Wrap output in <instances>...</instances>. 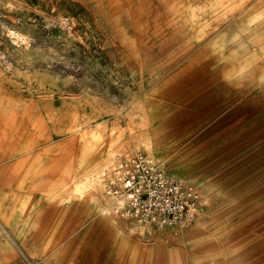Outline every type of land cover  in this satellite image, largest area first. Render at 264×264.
Here are the masks:
<instances>
[{
  "label": "rangeland",
  "instance_id": "1",
  "mask_svg": "<svg viewBox=\"0 0 264 264\" xmlns=\"http://www.w3.org/2000/svg\"><path fill=\"white\" fill-rule=\"evenodd\" d=\"M212 3L214 0H0V83L9 99L24 110H33L32 118L52 132L56 150L63 152V145L75 142L72 158L82 153L81 140L75 139L80 132L55 135V131L79 124L89 139L100 131L110 136L114 127H127V118L139 124V117L130 113L143 108L148 118L157 121L165 145L161 159L152 164L192 186L201 198L197 178L203 176L214 184L217 194L208 211L211 221L207 228L185 242L170 234L171 227L183 231L192 220L186 225H162L153 238L146 235L144 226V234L127 232L125 252L137 255L163 244L172 251L169 261L173 264H264V88H228L213 59L220 48L236 47L251 16L264 12V0H256L223 21L209 11ZM61 17L69 20L68 26L58 21ZM200 26L202 33H198ZM9 29H18L32 42L28 46L15 43ZM156 73L159 76L153 81ZM69 106L74 107V116L67 115ZM37 131L29 133L33 136ZM60 152L50 153V163ZM110 153L114 148L106 142L94 152V163L104 161ZM139 155L149 158L144 151L129 159L117 156L118 161L109 163L112 176L121 162L129 164ZM9 158V154L2 155L3 161ZM97 208L87 201L58 213L57 219L71 210L76 214L68 215L69 226L62 225L52 235L51 247L59 255L56 264H133L111 256L124 251L117 250L111 217ZM228 217L231 228L223 232L217 224ZM132 218L118 216L113 221L118 219L127 229ZM162 264H168L166 257Z\"/></svg>",
  "mask_w": 264,
  "mask_h": 264
},
{
  "label": "bare ground",
  "instance_id": "2",
  "mask_svg": "<svg viewBox=\"0 0 264 264\" xmlns=\"http://www.w3.org/2000/svg\"><path fill=\"white\" fill-rule=\"evenodd\" d=\"M164 1L169 2L171 0ZM176 1L178 0H174V2ZM255 1L256 0H214V3L210 5L209 11L217 21H223L224 19L242 13L249 4ZM3 21L5 22V20ZM58 21L64 26L69 25V20L64 17L59 18ZM247 27V29H244L243 35L237 37L235 41L236 47L234 49L228 50L220 48L213 58L215 62L220 65L224 74L226 86L231 89L242 87L264 88V12L251 16L247 21ZM17 30L9 29V36L15 43L28 46V44L32 42V38ZM33 31L35 30L33 29ZM29 33H31V31ZM198 33H202L201 26L199 27ZM46 43L48 44V42ZM133 57L135 59L136 55ZM158 76V73L154 74L152 80L154 81L155 77ZM0 82L2 81L0 80ZM73 108V106L68 107L67 115L74 116L75 110L73 111ZM33 112L34 111L31 109H22L17 103L9 99L0 83V223L5 227L7 232L15 233L17 226L22 223L20 219L21 210H23L25 217H27L30 211L37 212V216H40L42 213L41 219L38 220L39 223L34 222L30 229L37 233L34 244L37 247L36 251L29 250L26 245L24 246L29 253V255H27L28 261L32 262L37 259L38 264H56L59 255L56 251H53L51 247L53 235L50 234L52 233L50 229L52 216L58 212L64 213L69 208H73V206L79 207L82 204H86L88 201V203L91 202L96 205V207H98L97 209L102 210V213L106 212L108 217L110 216L112 219L111 224L114 231L112 236L118 245H116L117 250L120 249L124 251V253H119L117 251L114 255H111L113 258L117 259V261L127 260L128 262L132 261L133 264H162L163 258L166 257L168 259V264H173L169 261L172 251L166 249L163 244L156 245L150 251L142 250V252L138 253L140 254L138 258V254L133 255L125 252L128 231L130 233H138L137 235L144 234L145 231L141 229L146 226L148 232L146 235H152L153 238V236L160 231V226H162V224L158 221H148L130 215L127 212L124 196L113 195L109 190V186L117 184L116 173L112 176V166L109 164L114 162L118 158L117 156H121V158L124 156L126 159H129V157H132L137 151H144L149 157H146V159L150 164L161 159L162 148L165 147V145L163 142L164 139H162L163 134L157 125V121L154 118H148L147 111L139 107L133 109L130 113V116L139 117V124L135 125L132 122L134 118H127L129 120L127 127H114L110 136H106L100 131L98 134L96 133L92 139H89L88 132L84 131L83 127L81 128V132L79 124L70 128L67 127V129L55 131V135H67L70 133L75 135L80 132L81 135L75 139L81 140L82 153L78 158H72L71 153L74 151L73 144H75V142L68 144V146L66 144L63 145V152L56 150V146L52 144V132L47 130L42 121L32 118ZM117 113L120 114L121 112L119 111ZM101 114L105 113H96V115L99 116ZM52 118L54 117H49L51 122H53ZM259 118L261 117L259 116ZM25 119L28 120L27 123ZM104 128L105 125L102 129ZM32 129H38L33 136L29 133V130ZM108 139H110V141ZM106 142H108L111 148H114V153H110L104 161L94 163V152ZM40 148L44 150L38 152L37 150ZM53 151H56L57 154L60 152V155L55 162L50 163L49 155ZM4 153L9 154L10 158L7 161L2 160V155H4ZM119 159L120 157L117 161ZM62 162L63 166L61 167L60 165ZM180 166L181 165H179V167ZM189 171L191 170L189 169ZM191 172L194 175L201 176L193 171ZM197 181L198 184H196L203 193V197L201 198L200 196L201 207L197 218L194 216L191 218L192 225L186 230L179 231V228L171 227L172 233L170 234L172 236H177V238L185 242H187L189 236L198 232L199 229L208 227L211 221L210 219L208 220V211L214 206L213 203L215 202V196L217 194L214 184L209 179L201 176L197 178ZM185 185L195 190L192 186ZM37 196L42 203L47 204L45 210H43L44 208L38 210V208L32 206L34 197ZM118 216L123 219L132 216V225H129L126 229L118 219L117 221H113V219ZM24 221H26V219H24ZM231 224L230 218L228 217L219 221L217 226L225 232L230 230ZM191 248L196 249L195 246H190V249Z\"/></svg>",
  "mask_w": 264,
  "mask_h": 264
},
{
  "label": "built area",
  "instance_id": "3",
  "mask_svg": "<svg viewBox=\"0 0 264 264\" xmlns=\"http://www.w3.org/2000/svg\"><path fill=\"white\" fill-rule=\"evenodd\" d=\"M112 194L122 195L127 212L162 225H186L197 213L200 194L139 155L116 171ZM29 264H38L29 262Z\"/></svg>",
  "mask_w": 264,
  "mask_h": 264
},
{
  "label": "crops",
  "instance_id": "4",
  "mask_svg": "<svg viewBox=\"0 0 264 264\" xmlns=\"http://www.w3.org/2000/svg\"><path fill=\"white\" fill-rule=\"evenodd\" d=\"M121 163L123 164L124 162H121ZM177 180H180V179H177ZM180 181L183 182L182 180ZM32 206L38 208V210H40L41 208H44L43 210H45L47 204L42 203L40 201V198L37 196V197H34ZM58 213H61V212H58ZM58 213H55L52 216V223H51V228H50L52 233L50 234H53V235H55L56 233L60 231L62 225H64V227L69 226L68 225L69 223L66 222L68 215L76 214V213H73L72 210L68 211L64 215L60 214L59 218L61 221L59 220L60 224L57 229L56 224L59 219V218L57 219ZM84 214L86 213H80L78 215H84ZM41 215L37 216V212L30 211L27 214V217H25L23 210H21L20 219L22 223L19 226H17L15 233L7 232L5 227L0 223V264H27V261H28L27 255H29V253L26 251L24 246L26 245L29 250L36 251L37 247L34 244H35V239H36L35 237L37 233L30 229H31V225L34 222L39 223L38 220L41 219ZM24 219H26V221H24ZM53 225L54 227L56 226V228L53 229L52 228ZM111 250H115V249L112 248Z\"/></svg>",
  "mask_w": 264,
  "mask_h": 264
}]
</instances>
